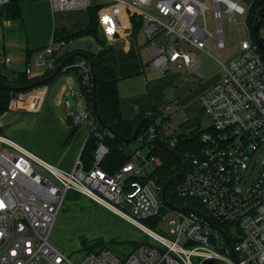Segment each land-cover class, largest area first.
<instances>
[{"label": "built area", "instance_id": "2783aa9c", "mask_svg": "<svg viewBox=\"0 0 264 264\" xmlns=\"http://www.w3.org/2000/svg\"><path fill=\"white\" fill-rule=\"evenodd\" d=\"M49 1L55 12L98 8L107 47L120 34L119 11L128 19L136 18L152 63L162 74L179 60L191 71L201 67L200 60L183 43L210 53L208 42L215 38L219 48H226L221 2L232 14L233 23L239 22L237 15L243 18L250 38L239 43L232 59L220 61L222 78L199 97L202 112L209 119L208 127L170 134L167 119L160 125L152 122L138 137L143 146L150 148L149 155L144 156L141 149L131 151L129 162L113 173L100 166L109 153L106 137L111 134L100 130L82 88L69 120L73 126L87 124V139L90 134L96 138L90 169L85 168L81 154L70 170L37 157L2 134L4 114L0 115V264H74L51 243L53 227L69 191L79 192L118 213L159 243L156 246L141 242L125 257L100 247L89 250L79 264H205L210 260L218 264H264V167L247 191L242 188L247 183V173L256 164L254 156L264 151V56L247 25L253 0H213L217 35L208 30V7L198 0H105L106 4L100 0ZM200 16L204 17L203 24L198 20ZM7 20L0 8V28ZM262 31L264 27L259 29L264 42ZM64 45V40L52 38L39 52L35 65L56 69L57 54ZM13 61L12 55H0V74L8 81L17 74ZM71 68L80 69L82 87L91 90L93 72L88 61L69 63L63 70ZM23 71L32 74L30 65ZM46 88L43 84L30 90L37 91L39 103ZM156 125L162 145L169 150L176 148L181 135L191 138L196 133L199 139L198 146L181 156L175 154L179 170L171 183L172 190L169 192V186L165 192L167 202L162 198L164 184L157 175L163 159L150 146L153 141L158 143ZM184 206L193 210L182 209ZM170 217H174L168 225L170 239L138 221H166ZM193 259L199 260L195 263Z\"/></svg>", "mask_w": 264, "mask_h": 264}, {"label": "crops", "instance_id": "0c3cea01", "mask_svg": "<svg viewBox=\"0 0 264 264\" xmlns=\"http://www.w3.org/2000/svg\"><path fill=\"white\" fill-rule=\"evenodd\" d=\"M16 1L19 3L20 16L16 19L10 18L0 28V51L12 55L16 67H19L20 65H30L32 68V74L35 73L34 76H40L44 71L34 72L31 64L33 60L35 61L39 52L47 46L40 47L39 45L49 39L51 33L52 38L54 36H58V38L62 39L70 38L65 37L66 35L64 32L66 30H58V28H60V21L67 22L69 19L74 20V24L78 25L77 32L80 34L84 33L90 23L89 10L85 11L81 9L73 12H55L53 11L49 0ZM25 1H27L26 3H28L36 12V16L34 17L36 24L40 22L41 17L45 19V28L42 34H37L35 36L37 41L32 47H30L27 39L25 48L21 47L20 52H16L13 44L11 45L10 37L11 34H14V31H16V27L20 31L24 29V33L26 34L25 21L22 18L21 11L23 2ZM245 1L247 2L248 0ZM94 9L97 10V29L103 39L102 29L99 24V10L98 8ZM39 12H41V14ZM117 15L119 16L121 31L113 40L112 46L109 47L108 59L109 66L115 70L117 76L122 116L125 120L131 121L137 117L139 112L150 108H156L159 110L157 106L159 105L161 107L166 101L165 89L174 84L173 80L176 78V75L171 73L162 74L155 67L152 63V56L145 47L146 39L143 43L144 49L141 50L136 38L140 31V27H138L140 24L137 23L136 18L128 19L127 15L122 10L119 11ZM40 38L43 39V41L40 42ZM66 44L67 43H65L64 46H66ZM77 51L79 50L74 49L66 53H76ZM142 51L146 53L145 56ZM59 52L57 54L58 56L66 54L60 53V55ZM192 53L195 54L194 52ZM172 65L190 71L182 60H179ZM14 67L13 64V70L16 69ZM152 68L153 70H151ZM157 71L160 73V76H158L159 78L155 76L157 75ZM222 76L223 72L219 77L206 80L203 83L196 82L193 85V83L188 82L185 86H188V88L184 90V94L176 97L175 103L185 111L188 119V122L183 127V134L193 132L199 127V121L203 114L202 112L201 115H197L199 109V111H202L199 97L206 89L218 82ZM178 81H182V79H179ZM80 88L81 86L77 72L75 70H67L58 75L49 85H47L45 95L40 103L37 101V91H30L23 97L12 99L9 111L17 113L21 112L26 115L20 119L17 125L7 131L6 134L20 143L22 147L33 151L55 165H62L61 167L64 169H73L88 136L85 133H77L69 143L66 142L72 128L69 124V116L75 112V109L71 110V104L69 103L68 98L72 97L78 101ZM144 88H147L148 91H144ZM29 115L32 117H27Z\"/></svg>", "mask_w": 264, "mask_h": 264}, {"label": "rangeland", "instance_id": "374dc122", "mask_svg": "<svg viewBox=\"0 0 264 264\" xmlns=\"http://www.w3.org/2000/svg\"><path fill=\"white\" fill-rule=\"evenodd\" d=\"M100 1H103V4L108 3L105 2V0ZM198 1L205 3L208 7V10H206L205 13L206 25L208 27V30L213 35H217L218 26L213 12L216 7L215 2L213 0ZM26 2L27 1L23 2L21 10L22 18L25 21L26 34L24 33V29L20 31L16 27V31H14V34L12 33L10 37L11 45L13 44L16 52H20L21 47L25 48L27 39L30 47H32L37 41V38L35 36L37 34H42L45 28V19L41 17L40 22L36 24V21L34 20L36 12ZM241 3L244 2L241 1ZM226 8L227 7L224 3L221 2L219 4V9L221 11V27L226 48H219L217 40L215 38H211L209 40V45L211 47L210 53L204 52L193 46H189L188 44L183 43L184 46H187V48L190 49L191 52H194L197 55L198 59L201 62V67L194 71H188L185 68L180 69L173 65H170V69L166 72L169 74H175L176 78L173 80L174 84L171 87L165 89L166 101L161 107L159 105L157 106L162 115L157 116L155 118V121L160 125L163 123L164 118L167 119V121L171 123V125H169L168 131V133L170 134L173 132H175L176 134H182L184 130L183 127L188 122L185 111L175 103L176 97L183 95L184 90L188 88V86L185 87L187 83L191 82L194 85V83L196 82L203 83L206 80H211L212 78L219 77V75L222 74V65L220 61L226 62L232 59L238 52L239 43L243 39L250 38L248 30L245 28L243 18L237 15V19L239 22L237 24L233 23L232 14L228 12ZM82 10L87 11L86 9ZM73 11L77 10H69L65 12ZM39 13L41 14V12ZM198 20L201 24L204 23L203 16H200ZM73 21L74 20L69 19L67 22H59L60 28H58V30H66L64 32V34L66 35L65 37H70L69 42L66 44V46L61 48L59 54L66 53L74 49L95 53L99 52L102 49V44L100 43V41L92 35L78 33V25H75ZM260 34L264 38V31H262ZM50 37L39 46L44 47L45 45H49L52 38ZM136 38L139 47L141 48V50H143V43L145 40L143 32L139 31ZM39 41L41 42L43 41V39L40 38ZM104 44L105 49L109 51L110 48L107 47L106 43ZM142 53L144 54V56L146 55L144 51H142ZM1 54H3L2 51H0V55ZM13 64L15 66L14 68H16V72L25 69L24 65L16 67L15 62H13ZM31 64L34 72H45L47 70L46 68H38L34 63V60ZM151 70H153V68ZM34 74L35 73H33L32 76H34ZM155 76L159 78V71H157V75ZM179 79H182V81H178ZM144 89V91H148L147 88ZM68 99L69 103L71 104V110H74L76 108L77 101L72 97ZM166 105H170L171 108L167 109ZM199 110L197 111V115L202 114V111ZM24 115L26 114H22L21 112L17 113L9 111L2 118L4 123L2 134L19 145L20 143L9 137L6 132L17 125V123L21 118H23ZM27 117L32 116L29 115ZM199 122V128H205L209 126V119L204 113L201 115ZM174 128L175 131H173ZM77 133H85L86 135H88L90 133V128L87 124H81L79 125V129L77 130L76 134ZM128 146L131 151L141 149L144 156H148L150 153V148L147 146H143L142 143H140L138 140L128 143ZM29 151L37 157L43 159L44 161L55 165L49 160H46L44 157L37 155L33 151ZM254 162H256V164L253 168L251 167L246 175L247 183L242 184V188L245 191L250 188L252 181L264 167V151L254 156ZM55 166L63 168L61 167L62 165ZM37 167L40 169L39 165H37ZM117 207L120 206L117 205ZM199 207L201 209H204L200 205ZM122 210L128 214L130 213L127 209ZM173 219L174 217H170L166 221H164L158 218H151L138 219V221L152 231L170 239L172 238V236L170 235V229L168 225L169 222ZM141 242H143L144 244H154L156 246H158L159 244L158 241L153 239L144 229H142L138 225L132 223L118 213L103 206L102 204L96 203L95 201L89 199L87 196L76 191H69L67 193L66 201L62 206V209L57 217L54 231L51 234V243L55 247L59 248L60 251L65 253L74 264H79L89 250H98L100 247L113 252L117 256L124 257L126 255H129L137 246V244H140ZM198 260L199 259H193L195 263H197ZM218 263V261L210 260L205 264Z\"/></svg>", "mask_w": 264, "mask_h": 264}, {"label": "trees", "instance_id": "16d2710c", "mask_svg": "<svg viewBox=\"0 0 264 264\" xmlns=\"http://www.w3.org/2000/svg\"><path fill=\"white\" fill-rule=\"evenodd\" d=\"M249 1V0H248ZM1 11L2 15L5 18L16 19L20 16V7L19 3L16 0H1ZM264 6V0H253L252 7L249 10L247 17V25L250 30H253V25L257 12ZM89 10V19L90 23L87 30L82 34L92 35L100 41L102 44V49L95 53L90 51H77L82 53L81 55L74 58L70 63H75L80 60H87L91 66L93 72V82L95 85V94L97 102V113L100 117V130L104 131L108 128L114 129L117 133L125 138H131L138 122L144 118H147V122L141 127L138 137L143 135V132L150 126L152 122H155V118L159 115H162L160 110L156 108H150L148 110L139 112L137 117L134 120L127 121L123 118L121 112V103L117 86V76L114 69L109 66L108 53L109 51L105 49V41L101 38L98 31V22L96 18L97 10L90 8ZM140 27V26H138ZM137 27V29H138ZM261 28L264 27V19L260 25ZM138 31V30H137ZM56 40H64L65 43L69 42V38H58V36L53 37ZM72 53H66L62 56H58L57 62L60 64L66 57ZM47 69V68H46ZM67 70H75L78 74L80 86L82 88L84 97L93 111V88L87 90L82 87V73L78 68H71L62 70L57 73L51 81L44 85H49L58 75ZM55 72V68L47 69L40 76H31L28 75L25 71H19L15 75L14 79L8 81L5 77L0 74V83L8 84L15 89H7L0 86V115L5 114L9 111L10 102L13 97L17 96L21 92H28L33 88H36L40 85H34L32 88H29L30 85L35 84L41 79L47 78ZM94 113V112H93ZM95 116V114H94ZM96 117V116H95ZM97 119V117H96ZM98 120V119H97ZM69 124L72 126L69 136L67 138V143H69L74 135L76 134L79 126H73L69 120ZM135 140V141H136ZM106 144L109 147V153L105 159L101 162L100 166L102 169L109 173H113L119 170L124 164L129 162L131 150L129 149L128 143L121 141L120 139L107 135ZM155 145V146H153ZM199 145V139L196 133L192 134L191 138H188L185 135H181L178 138V144L175 149L169 150L164 145H160L155 141L151 142L150 146L154 153L159 154L163 159L162 167L157 171L161 182L166 183L170 178H176L178 168V162L175 159L173 154L181 156L180 153L192 149ZM96 151V138L93 134H90L84 147L81 152V159L83 160L84 166L86 169H90L93 165L94 157ZM173 153V154H172ZM172 190V185L169 187ZM139 246V244H137ZM136 246V247H137ZM135 247V248H136Z\"/></svg>", "mask_w": 264, "mask_h": 264}, {"label": "water", "instance_id": "95a60500", "mask_svg": "<svg viewBox=\"0 0 264 264\" xmlns=\"http://www.w3.org/2000/svg\"><path fill=\"white\" fill-rule=\"evenodd\" d=\"M264 19V6L257 12L256 14V17H255V21H254V25H253V36H254V39L258 45V47L260 48L261 50V53L263 54L264 56V42L262 41L261 37L259 36V29H260V25H261V22L262 20ZM82 53L80 52H76V53H72L71 55H69L68 57H66L58 66L57 68L55 69V72L50 75L49 77L47 78H44V79H41L39 80L38 82H36L35 84L33 85H30L29 88H32L34 85H43V84H46L48 83L49 81H51L53 79V77L59 73L60 71L63 70V68L69 64L74 58H76L77 56L81 55ZM88 60V59H87ZM0 86L4 87V88H7V89H15V87H12L8 84H5V83H0ZM93 112L95 114V116L97 117L98 121L100 122V117L97 113V102H96V94H95V85H93ZM147 122V118H144L142 120H140L135 128V131L132 135L131 138H125L123 136H121L119 133H117L114 129L112 128H108L107 130L109 131V133L120 139L121 141L123 142H126V143H131L133 141H135L137 139V135L139 134V131L141 129V127ZM156 129H155V134L157 135L156 136V140L157 142L162 145V142L160 141V138H159V131H158V126L156 125L155 126ZM173 154V153H172ZM175 156V154H173ZM173 182V178H170L168 181H166V183L164 184V188H163V194H162V198L165 202H167L166 200V197H165V192L166 190L168 189V187L171 185V183ZM182 209H185V210H193L191 207H188V206H184L182 207ZM198 214L202 215L203 213L201 211H196ZM227 239V238H226ZM228 241V239H227ZM229 243V241H228Z\"/></svg>", "mask_w": 264, "mask_h": 264}]
</instances>
